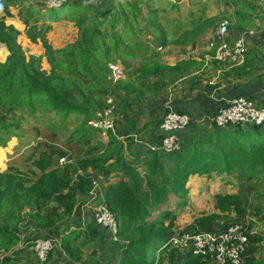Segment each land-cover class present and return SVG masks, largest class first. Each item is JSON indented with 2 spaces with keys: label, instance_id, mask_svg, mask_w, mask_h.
Returning <instances> with one entry per match:
<instances>
[{
  "label": "trees",
  "instance_id": "obj_1",
  "mask_svg": "<svg viewBox=\"0 0 264 264\" xmlns=\"http://www.w3.org/2000/svg\"><path fill=\"white\" fill-rule=\"evenodd\" d=\"M33 1L0 0V43L8 50L6 60L0 61V147L5 148L12 136L21 139V119L26 114L34 119L49 113L64 121L73 115L75 130L61 140L56 127L36 128L38 137L22 165L13 162L4 171L0 169V264H12L17 259L11 255L18 254L15 247L24 238L21 226L28 221L42 237L61 233L60 244L68 259L51 263L53 250L47 264L98 263V245L104 246L108 238L118 251V260L110 264H213L210 258L191 253L179 258L178 249L159 250L158 257L153 258L150 247L189 229L227 228L236 222L230 219L232 214L246 212L241 193L223 191L214 195L210 212L180 230L178 209L186 206L187 184L193 175L210 179L226 175L222 179L225 184L234 182L236 175L244 178L259 192L255 214L264 213V124L239 123L221 128L211 121L204 132L205 126L195 117L177 110L192 121L179 133V137L187 134L185 143L168 154L161 148L163 134L159 128L169 107L160 103L156 115H152L154 110L146 106L147 97L162 94L195 72L209 74V79L218 76L216 85L220 87L247 88L263 82L264 49H247L245 62L238 67L228 68L214 58L207 61L206 55L213 57L214 50L189 55L176 63L164 62L156 47L189 46L199 40L205 26L190 39L185 31L168 40L159 24V10L153 7L157 0H106L105 9L95 7L92 0H70L55 9L43 4L45 10L34 8ZM256 1L225 0L236 8L232 17L239 33L257 20ZM143 9L147 10L146 17ZM140 17L157 28V43L149 39L143 45L140 41L136 32L141 29H133ZM13 19L19 20L21 29ZM133 50L141 59L136 66L130 58ZM116 62L122 63L126 76L114 82L109 65ZM225 102L218 103L212 116ZM112 105L114 130L108 131L107 140L96 141L94 135L101 131L90 121ZM135 136L155 146L147 148L149 156L144 160L134 151ZM61 159L65 162L60 163ZM162 161L170 162L171 168L163 166ZM102 181L107 182L105 206L117 220V240L96 224L91 214L85 224L89 239L85 242L79 240L81 232H68L63 221L73 218L78 203L89 200ZM217 220L226 223L220 228ZM263 240L262 234L250 236L243 264H264V258H258Z\"/></svg>",
  "mask_w": 264,
  "mask_h": 264
},
{
  "label": "rangeland",
  "instance_id": "obj_2",
  "mask_svg": "<svg viewBox=\"0 0 264 264\" xmlns=\"http://www.w3.org/2000/svg\"><path fill=\"white\" fill-rule=\"evenodd\" d=\"M44 0H34L33 7L38 10H45L46 1ZM93 5L96 7L100 5L102 8H108L106 0H92ZM45 4V6H43ZM234 4V3H232ZM176 5V7H174ZM153 7L159 10L158 13V20L159 24L161 25L162 29L165 31L168 40L171 38H178L180 37L185 31L188 33V38L190 39L194 33L200 31L202 27H204L202 35L200 36L197 43H199V47L203 48L207 51L210 49V43L214 38V33L217 27L225 22L228 23L229 27V39L234 40L239 35V28L234 24V18L232 17L234 11L236 10L234 5H231V2H225V0H157L154 2ZM256 14L257 20L254 21V25L252 27L246 26L243 31H254V35L249 37L247 40V49L249 50L250 47L253 46H260L264 49V0H257L256 1ZM143 15L147 16V10L143 9ZM102 18V17H101ZM201 20H200V19ZM200 20V21H199ZM197 21V23H196ZM201 22V24H200ZM200 24V25H199ZM143 28V29H142ZM122 29V25L118 26V30ZM134 30H139L136 32L139 37L140 41L144 45L146 40L152 41L154 40L155 34L158 33L157 28H151L149 24L139 18V23L133 25ZM258 37V39H253L254 37ZM260 36V37H259ZM256 37V38H257ZM157 43V40H154ZM152 48V43L148 42ZM184 45H176L168 49V51L160 53L161 61L170 62L169 58L173 56H177V59L182 56L186 55L187 47H183ZM162 47V46H159ZM165 48V46H163ZM207 48V49H206ZM2 49V53L0 52V61L4 62L8 55L7 48L0 43V51ZM183 49H186L184 52ZM158 51V47H156ZM166 51V50H165ZM170 51V52H169ZM202 51V50H201ZM161 52V50H160ZM206 52V51H205ZM164 53L169 58L164 56ZM211 53V51H210ZM169 54V55H168ZM131 63L132 65H137L136 62H139L141 59H138V52L136 50L132 51L131 55ZM212 60V59H210ZM229 65L227 62H223ZM116 66H118L123 71V78H125V69L121 62H116ZM230 68V65L229 67ZM129 71V70H128ZM220 71H218L217 75H219ZM200 75V78H198ZM196 77V78H195ZM209 74H200L199 72L189 74L186 80L180 82L179 85L171 87L170 90L173 93H176V96H179L182 99H187L190 96H194L198 92V90L205 91L207 94H216L218 91H221L217 88L216 82L217 77H213ZM112 78V74H111ZM194 78V79H193ZM194 87L198 90H194ZM223 90V89H222ZM163 93V92H162ZM154 97L148 96V104L146 106L150 107V109L154 110L152 115H156V110L158 109V104L162 103L165 100L166 95L160 93H155ZM167 100V99H166ZM167 104V103H166ZM170 104V101L168 102ZM165 106V105H164ZM166 107V106H165ZM206 107V106H205ZM207 110V111H206ZM215 110V106L213 102L205 108L204 117L207 118V128L204 129V132L211 125V118L212 113ZM18 115L22 114L21 112L17 113ZM45 114V115H44ZM39 114L36 118H32L29 115H25L22 122V132L20 134L21 139L16 136H12L7 143L5 148L0 147V169L4 171L11 163L15 162L17 165H22V160L26 157L30 152V146L34 144L37 139V131L36 128L45 130L49 127L55 128L58 130V134L61 140H65L68 138L75 130V120L74 116H70L66 121L62 120L61 118L55 117L53 114L44 113ZM139 114H142V109L139 108ZM138 114V115H139ZM121 116H119V123L123 124L121 120ZM126 134H130V131L126 129ZM185 131V130H184ZM124 138V137H122ZM121 138V139H122ZM180 145H183L187 139V134H181L179 137ZM94 139L96 141H105L106 137L100 134V132H96L94 135ZM123 140V139H122ZM134 140V151L139 153L140 159H146L149 155L146 152L147 148H151L153 145L148 143L145 140H140V136H135ZM181 148V146H180ZM162 165L165 166L167 169H170L171 164L170 162L165 163L162 161ZM23 168V167H22ZM222 176V177H221ZM219 175L215 178H208L206 176L201 175H194L190 177L189 180V194L187 198L186 206L181 209H178L179 218L177 220V224L180 229L188 228V226L192 225L196 218L203 214L204 212H210L214 203V195L221 193V192H229V193H241L245 200L247 210L245 213L237 215L232 214L230 218L233 220V216H237L235 218L236 221H241L248 225L250 230L252 231V235L262 234L264 238V213L262 214H255L254 208L258 203V196L259 192L256 188L252 186H248L247 182L244 178H239L237 175L234 177V182H229V184H225L223 182V178L226 175ZM88 201V200H87ZM84 202V201H81ZM173 202V200H171ZM96 208V207H95ZM80 211V208H79ZM78 211V212H79ZM77 212V213H78ZM94 209L91 207V214H93ZM78 219L83 222L84 219L82 218V214H77ZM88 215V214H87ZM241 216V217H239ZM92 219V218H91ZM65 227H68V232H81L82 237H79V240L82 238L85 242H87L88 234H87V226H79L80 222L77 220L76 217L69 218L63 221ZM253 224V226H252ZM22 232H24V237L21 242L15 247L18 250V254L11 256H16L17 259L12 264H29L30 258L33 254L34 258V241L38 238H45L41 235L34 236L33 232L37 235L36 230L33 227V222L28 221L21 226ZM54 233V232H53ZM61 233L59 232V236ZM53 238L56 240L55 248H58L59 251L64 253L63 248L59 244V238L57 237V233L55 232ZM78 234L75 235L77 237ZM117 240V239H116ZM75 241V240H74ZM77 242V241H76ZM90 242V241H89ZM33 243V246L31 245ZM75 243V242H74ZM261 251H264V240L262 241ZM160 242L153 243L150 247V255L153 258L158 257L159 248L161 247ZM54 248V250H55ZM31 250L33 253H31ZM98 255L96 260L99 264H110L114 263L118 260V251H116V247L111 245V239H107L106 243L103 245H98ZM13 252V251H12ZM56 252V251H55ZM10 254H3L2 256H6ZM110 254V255H109ZM262 254H258L260 257ZM32 260V259H31ZM89 263V262H86ZM92 263L98 264L95 261Z\"/></svg>",
  "mask_w": 264,
  "mask_h": 264
},
{
  "label": "built area",
  "instance_id": "obj_3",
  "mask_svg": "<svg viewBox=\"0 0 264 264\" xmlns=\"http://www.w3.org/2000/svg\"><path fill=\"white\" fill-rule=\"evenodd\" d=\"M70 0H46V6L50 9L59 8ZM228 23H221L210 43V51L214 50L212 57L206 55L207 61L214 58L220 62H227L230 67H238L244 64L247 52V40L254 35V31H242L234 39L230 40ZM112 79L114 82L123 79V71L110 64ZM109 103L112 101L109 100ZM192 118L184 113H179L174 107L164 114L160 123V132L163 134L161 148L164 152L172 154L180 149L179 133L187 129ZM211 121L218 127H226L235 124H264V101L239 97L227 100L217 114L212 116ZM90 125L99 129L101 134L107 137L110 130H114V105L104 112H98L90 121ZM152 146L151 149H154ZM61 159L60 163H64ZM93 220L101 227L111 233L114 240L117 239V220L105 203H98L94 212ZM252 231L247 224L236 221L227 228L218 231H203L200 229H189L181 233H175L165 240L160 248L161 251L168 249H185L195 256L208 257L213 264H243L244 254L250 247V236ZM56 246L54 238H39L34 241L35 259L33 264H47L51 252Z\"/></svg>",
  "mask_w": 264,
  "mask_h": 264
},
{
  "label": "crops",
  "instance_id": "obj_4",
  "mask_svg": "<svg viewBox=\"0 0 264 264\" xmlns=\"http://www.w3.org/2000/svg\"><path fill=\"white\" fill-rule=\"evenodd\" d=\"M14 13L16 14V12H14ZM12 22L17 28L21 29V25H20L18 19L17 20L13 19ZM173 46H176V45L168 44L165 46V48L164 47H158V51L160 52V50H161L160 53H162V52L166 53L168 51V49H170ZM183 51L185 52L186 49H183ZM205 51L207 52V50L199 47V43H197V41H194L193 44H191L187 47L186 55L188 54V56H189L192 54H202V53H206ZM165 53H164V56L166 58H169L168 56L165 55ZM188 56H182V57L179 56L178 59H177V56H173L172 58H169V61H170L169 63H176L180 60H185L188 58ZM187 77L179 80L177 82V84L174 86L179 85L180 82H183L184 80H186ZM174 86H171V87H174ZM171 87H168L162 93L163 95H166L165 97H167V98H165V100H163V102H162L163 105H165L166 107H174L176 110H180V111L182 110L186 113H189V115L195 117L197 119V121H199L201 123V125L205 126V128H207V125H206L207 124V118L204 117V115H206L205 114L206 112L203 113V111H205V108H207L212 102H213L215 109H216L218 103H220L222 100L227 101V100H231V99H235V98H239V97H244V98L253 100L254 102H261L264 99V81L263 82L259 81V82L255 83L252 86L247 87V88H244V87L239 86V85L232 86V87L217 86V88H219L221 90V91L217 92V95L216 94L215 95L214 94H207L205 91L198 90L197 88L194 87V90L196 89V90H198V92L196 94H194V96H190L187 99H182L179 96H176V93H173L170 90ZM169 101H170V104H168ZM106 140H107V138H106ZM144 174H145V172L142 173V175H144ZM106 183H107L106 181L98 182L96 184L95 190L91 194L89 200L78 203L73 217H76L77 220L80 222L79 226L82 227L86 224V220L91 216V207H93V209L95 210V207L97 206L98 203L104 202V189H105ZM189 184L190 183L188 181V184H187L188 189L190 188ZM79 208H80V211H79ZM77 214H82V216H83L82 218L84 219L83 222H81L78 219ZM236 217L237 216H233V218H234L233 220H235ZM239 217H241V216H239ZM225 223H226L225 220H217V225L220 228L222 226H224ZM192 225H190V226H192ZM252 226H253V224H252ZM180 230H183V229H180ZM33 234H34V236H36V234L34 232H33ZM53 234L54 233H51V235H53ZM57 235H58V233H57ZM23 237H24V232H23ZM57 237L59 238V235ZM60 242H61V239L59 238V244H60ZM261 245H263V244H261ZM58 248H55V250H54L53 257L51 259V263H63L68 259V256L66 255V253L63 251L64 253L62 254V252L59 251L60 248L59 249ZM178 251H179V253H178L179 258L186 257L188 255V252L185 249H179ZM31 253H33L32 250H31ZM258 254L259 255L262 254L260 257L258 256L259 259L264 258V251L259 250ZM33 260H34V258H33V254H32V256L30 258V262H32Z\"/></svg>",
  "mask_w": 264,
  "mask_h": 264
},
{
  "label": "bare ground",
  "instance_id": "obj_5",
  "mask_svg": "<svg viewBox=\"0 0 264 264\" xmlns=\"http://www.w3.org/2000/svg\"><path fill=\"white\" fill-rule=\"evenodd\" d=\"M1 53H2V49H1V51H0Z\"/></svg>",
  "mask_w": 264,
  "mask_h": 264
}]
</instances>
